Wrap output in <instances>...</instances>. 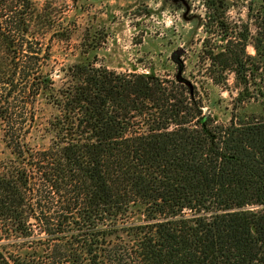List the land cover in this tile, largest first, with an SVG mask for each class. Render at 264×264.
Listing matches in <instances>:
<instances>
[{
	"label": "trees",
	"instance_id": "1",
	"mask_svg": "<svg viewBox=\"0 0 264 264\" xmlns=\"http://www.w3.org/2000/svg\"><path fill=\"white\" fill-rule=\"evenodd\" d=\"M259 10L237 34L213 21L222 121L179 59L172 78L82 58L53 75L51 16L0 0V264H264Z\"/></svg>",
	"mask_w": 264,
	"mask_h": 264
},
{
	"label": "rangeland",
	"instance_id": "2",
	"mask_svg": "<svg viewBox=\"0 0 264 264\" xmlns=\"http://www.w3.org/2000/svg\"><path fill=\"white\" fill-rule=\"evenodd\" d=\"M31 1L54 23L47 35L52 43L51 61L46 63L53 75L82 58L116 72L153 71L172 78L179 59L186 75L203 91L205 109L222 121L229 117V101L237 92L232 75L228 83L231 93L202 76L210 66L208 60L201 59L203 54L225 43L220 40L222 30L215 28L213 21L218 18L224 25L235 26L237 34L243 24L254 23L264 4V0ZM250 28L254 32V27ZM246 51L254 54L250 41ZM50 111L46 108L43 116L48 117ZM245 111L261 113V105L251 102ZM5 153L0 142V157Z\"/></svg>",
	"mask_w": 264,
	"mask_h": 264
}]
</instances>
